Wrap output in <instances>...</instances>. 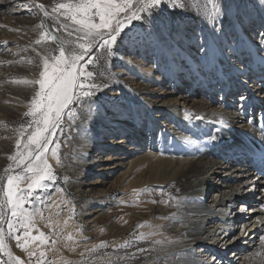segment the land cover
I'll return each mask as SVG.
<instances>
[{
	"label": "rangeland",
	"instance_id": "obj_1",
	"mask_svg": "<svg viewBox=\"0 0 264 264\" xmlns=\"http://www.w3.org/2000/svg\"><path fill=\"white\" fill-rule=\"evenodd\" d=\"M59 2L62 0H0V12L4 7L17 11L13 16H0V189L4 188L9 175L23 174L22 169L15 168V162L10 157L16 155L17 142L20 141L23 145L27 140L26 135L21 140L20 133L22 127L32 121V117L26 113L29 112L38 90V85L23 81L39 79L42 57L57 54L56 43L50 36L42 38V34L49 32L64 40L73 38L63 29L58 30L59 23L52 16L46 17L36 7L37 3H42L51 13ZM226 2L227 15L222 16L219 21L222 24L220 33L213 31V16L214 4H220L223 11L222 0H171L169 5H162L161 10L153 13L151 42L129 47L126 38L125 45L115 55L106 56L103 50L96 51L97 59L86 69L94 73L91 82L100 86L92 99L105 106L106 112L112 113L109 116L113 119L124 116L121 127L130 132V127L136 129V123L139 126L146 124L148 103L164 104L161 102L168 100L165 96L173 95L177 98L178 95H184L181 90L190 92L192 85L188 82V76L200 79L204 73V85L210 86L208 77L214 74L211 72V60L215 61L217 71L226 73L229 83L235 78L230 66L227 62L209 56L208 52H202L199 37H204L205 47L213 45L211 39L217 37L233 65L237 68L249 66L251 58L248 43L255 47L264 45V41L257 35L261 27H264V7L257 0ZM148 14L141 13L142 16ZM141 24L143 20L133 21L132 25L135 27L128 32V37L137 33L143 36ZM7 37H14L15 42H8ZM38 39L41 40L39 45L36 44ZM116 47L112 46L113 51ZM219 90L215 89L213 94L217 98L216 103L221 101L220 96H224L226 91L225 89L222 93ZM229 92L232 95L235 90ZM173 103L175 102L171 105ZM208 105L194 112L203 114ZM89 109L87 103L83 106L72 105L67 120L62 121L53 142L55 159L48 162L54 179L47 182L46 189L38 190L31 203L25 204V209L31 214L32 225L24 229L16 224L10 235L7 224L9 221L14 222L15 218L11 216L10 208L3 210L4 236L8 250L22 264H37L38 260L42 264H167L173 258L170 249L182 240L179 231L166 224L170 217L172 221L180 219L177 217L179 199L174 191V182L127 188L126 184L133 177L125 183H113L126 169L114 172L109 179L101 174L105 172L103 169L82 165L79 161L78 140ZM113 112L120 116H115ZM209 115L221 116L214 112ZM172 120V126L165 123L164 128L154 136V139L162 140L161 146L165 150L161 157L174 155L171 151L175 149L176 139L186 132L180 128L174 130V125L179 122L174 117ZM186 127L190 128L189 123ZM27 131L31 132L32 129ZM192 131L197 133L195 128ZM95 151L96 149L90 150V156H94ZM246 171L249 173L252 170ZM144 177L142 176L143 180ZM248 181V175L240 179V182ZM26 187V184L21 185V188ZM212 196L211 190L206 191L201 194V200L209 206ZM237 206L246 207L244 213L252 214L243 202H239ZM207 226L215 224L212 222ZM250 228L242 232L241 241L244 244L250 241L248 234L253 232L252 226ZM26 230L29 232L28 237H24ZM241 231L239 229L237 235ZM16 236L21 237L22 244L25 240L28 241V251L17 246ZM33 237L36 239L33 240ZM191 243L193 244L190 242L189 245ZM219 245L217 243V249H228L225 242ZM244 246L246 245L242 247ZM29 252H34L35 255L30 257ZM41 252L44 253L43 257L40 256ZM226 252L230 257L229 252ZM6 253V250L0 251V264H16V260L9 261ZM234 262L233 257L230 264H235ZM220 263L223 261L217 260L215 264Z\"/></svg>",
	"mask_w": 264,
	"mask_h": 264
},
{
	"label": "bare ground",
	"instance_id": "obj_2",
	"mask_svg": "<svg viewBox=\"0 0 264 264\" xmlns=\"http://www.w3.org/2000/svg\"><path fill=\"white\" fill-rule=\"evenodd\" d=\"M16 13L15 9L4 7L0 16ZM61 18L60 22H63ZM6 40L15 42L14 37H7ZM211 42L215 53L208 55L227 62L235 78L228 83L226 73L217 71L215 61L211 60V72L214 74L208 77L210 86L204 85V73L200 79H193L187 74L191 91L181 90L184 95L177 98L165 96L168 100L161 102L164 104L148 103L146 124L139 126L136 123V129L129 126L130 132L121 127L124 116L113 112L115 116H120L113 119L105 106L95 104L88 110L80 132L79 161L82 165L103 169L105 172L101 174L109 179L114 172L126 169L113 183H125L133 177L126 184L127 188L174 182V191L179 199L177 217L180 219L172 221L170 217L166 224L171 229H177L182 240L170 249L173 258L167 264H215L217 260L223 261L220 264H230L233 257L235 264H264V211L261 210L264 209V182L260 181L264 175V46L255 47L247 42L251 64L237 68L222 49L218 38H212ZM215 89L221 92L226 89L225 97L220 96L222 99L218 103L213 95ZM231 90H235L232 95ZM241 95L246 98L243 103L239 99ZM172 102L175 103L171 105ZM205 103L209 105L203 114L194 112L204 109ZM213 112L221 116L210 117L209 113ZM68 113L66 110L63 121L67 120ZM173 117L179 122L174 125V130L180 128L186 132L176 139L175 149L171 151L174 155L161 157L165 149L161 146L162 140L158 141L154 136L164 128L165 123L172 126ZM187 123L190 128L186 127ZM194 128L197 133H193ZM207 140L209 142L205 143ZM53 144L49 145L46 153L48 162L55 159ZM93 149H96V154L90 156ZM247 169L252 171L248 173ZM247 175L250 181L240 182ZM142 176H146L145 180ZM209 190L213 196L208 206L201 200V194ZM239 202L246 204L252 214H245L246 207L239 208ZM212 222L215 226H207ZM251 226L253 232L248 231L250 241L244 244L241 241L242 232ZM239 229L242 231L237 235ZM190 242L193 244L189 245ZM222 242L228 246L227 250L216 248L217 243Z\"/></svg>",
	"mask_w": 264,
	"mask_h": 264
},
{
	"label": "snow or ice",
	"instance_id": "obj_3",
	"mask_svg": "<svg viewBox=\"0 0 264 264\" xmlns=\"http://www.w3.org/2000/svg\"><path fill=\"white\" fill-rule=\"evenodd\" d=\"M170 3L171 0H62L52 8L51 13L45 9L44 4L36 5L46 17L51 15L59 23L58 30L63 29L73 38L64 40L44 32L42 38L51 37L57 45V54L42 57L39 79L23 81L26 84L38 85V90L32 99L29 112L26 113L32 117V121L27 123L26 127H22L20 133L21 140L25 135L27 140L23 145L18 141L16 155L10 157L15 162V168L22 169L23 174L9 175L4 188L0 189V251L6 248L3 210L10 208L11 216L15 218L14 222L9 221L7 224L10 235L16 224H19L20 228L28 229L33 221L31 214L25 209V204L31 203L38 190L46 189L47 182L54 179L46 153L49 151V145L53 143V137L60 129L66 110L71 111V106L75 104L83 106L87 103L91 108L93 104L98 103L92 98L100 90V86L91 82L94 73L86 71L87 66L97 59L96 51L103 50L106 56L115 55L119 48L125 45L126 38L129 47L151 42L153 13L161 10L162 5ZM222 3L223 11L220 4H214L213 31L216 33L222 30V24L219 23L221 17L227 15L226 0H222ZM257 3L264 7V0H257ZM144 12L149 14L142 16L141 13ZM60 17H63V22H60ZM141 20L143 36L137 33L133 37H128V32L135 27L132 22ZM257 35L264 41V27H261ZM199 39L202 52H208L210 55L215 53L213 45L208 44L205 47L203 36ZM36 44H41V40H36ZM113 45L117 46L115 51ZM239 99L243 103L246 98L241 95ZM29 128L32 129L31 132L27 131ZM11 168L10 165L9 169ZM22 184H26L27 187L21 188ZM28 236L29 232L26 230L24 237ZM15 239L18 247L28 251L27 240L22 244L20 236H16ZM32 239L35 240L36 237ZM6 254L9 261L16 260V264H22L19 258L13 257L10 249ZM28 254L30 257L35 255L34 252ZM40 256L43 257L44 253L41 252ZM37 264H42V261L38 260Z\"/></svg>",
	"mask_w": 264,
	"mask_h": 264
},
{
	"label": "water",
	"instance_id": "obj_4",
	"mask_svg": "<svg viewBox=\"0 0 264 264\" xmlns=\"http://www.w3.org/2000/svg\"><path fill=\"white\" fill-rule=\"evenodd\" d=\"M11 171V170H10ZM12 171H14V170H12ZM11 173H13V172H11ZM7 174H9V172L7 173ZM4 227V226H3ZM4 240H5V236H4ZM5 244H6V241H5ZM6 247H7V245H6ZM6 249V248H5Z\"/></svg>",
	"mask_w": 264,
	"mask_h": 264
}]
</instances>
